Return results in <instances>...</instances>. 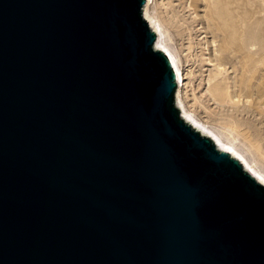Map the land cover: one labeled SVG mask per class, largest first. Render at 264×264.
<instances>
[{
  "label": "water",
  "instance_id": "obj_1",
  "mask_svg": "<svg viewBox=\"0 0 264 264\" xmlns=\"http://www.w3.org/2000/svg\"><path fill=\"white\" fill-rule=\"evenodd\" d=\"M146 0H0V264H264V184L181 115Z\"/></svg>",
  "mask_w": 264,
  "mask_h": 264
},
{
  "label": "rangeland",
  "instance_id": "obj_2",
  "mask_svg": "<svg viewBox=\"0 0 264 264\" xmlns=\"http://www.w3.org/2000/svg\"><path fill=\"white\" fill-rule=\"evenodd\" d=\"M154 1L186 105L264 174V0Z\"/></svg>",
  "mask_w": 264,
  "mask_h": 264
},
{
  "label": "bare ground",
  "instance_id": "obj_3",
  "mask_svg": "<svg viewBox=\"0 0 264 264\" xmlns=\"http://www.w3.org/2000/svg\"><path fill=\"white\" fill-rule=\"evenodd\" d=\"M154 0H146V3L144 5V16L148 23L153 27V29L158 33L159 35V42L161 48L171 57V60L173 62V65L175 67L176 73H177V78L179 81V87L177 89V97L180 105V109L183 111L181 115L185 116L186 118L192 120L195 122L197 125L205 129L207 132L213 135V137L216 139V141L220 144V146L229 152L233 157L239 159V161L243 164L244 168L248 170L260 183L264 184V174H262L257 167L255 166L253 161H250L243 153L238 151L235 147L228 145L227 143L224 142V140L216 133H214L212 130H208V128L205 125L200 124L194 117V114L192 111H190L189 107L186 105L183 96H182V91L184 88L185 83V77L184 73L178 63V60L173 53L171 48H168L165 46L162 37V26L161 22L158 20L157 16L154 13ZM197 3V0L196 2ZM220 16V15H219ZM222 18V17H221ZM216 33V32H215Z\"/></svg>",
  "mask_w": 264,
  "mask_h": 264
}]
</instances>
